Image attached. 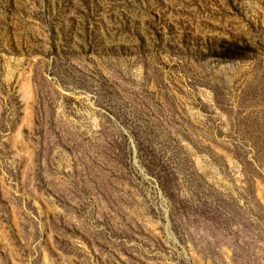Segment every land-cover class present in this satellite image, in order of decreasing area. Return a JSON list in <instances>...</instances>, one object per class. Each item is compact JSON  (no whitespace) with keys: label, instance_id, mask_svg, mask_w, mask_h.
I'll return each mask as SVG.
<instances>
[{"label":"rangeland","instance_id":"rangeland-1","mask_svg":"<svg viewBox=\"0 0 264 264\" xmlns=\"http://www.w3.org/2000/svg\"><path fill=\"white\" fill-rule=\"evenodd\" d=\"M0 264H264V0H0Z\"/></svg>","mask_w":264,"mask_h":264}]
</instances>
